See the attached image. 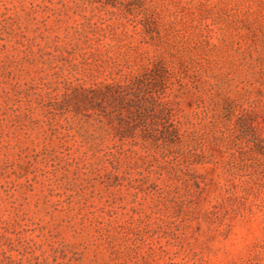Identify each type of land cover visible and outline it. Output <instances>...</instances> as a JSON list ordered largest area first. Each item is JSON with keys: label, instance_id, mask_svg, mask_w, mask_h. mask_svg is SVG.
Instances as JSON below:
<instances>
[{"label": "rangeland", "instance_id": "1", "mask_svg": "<svg viewBox=\"0 0 264 264\" xmlns=\"http://www.w3.org/2000/svg\"><path fill=\"white\" fill-rule=\"evenodd\" d=\"M0 264H264V0H0Z\"/></svg>", "mask_w": 264, "mask_h": 264}]
</instances>
